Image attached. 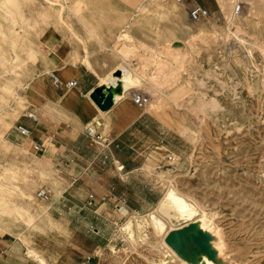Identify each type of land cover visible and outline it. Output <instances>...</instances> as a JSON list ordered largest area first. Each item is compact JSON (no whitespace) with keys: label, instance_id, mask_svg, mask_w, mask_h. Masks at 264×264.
Returning <instances> with one entry per match:
<instances>
[{"label":"rangeland","instance_id":"374dc122","mask_svg":"<svg viewBox=\"0 0 264 264\" xmlns=\"http://www.w3.org/2000/svg\"><path fill=\"white\" fill-rule=\"evenodd\" d=\"M161 1L168 2L171 11L163 12L158 0H69L71 8L62 10L59 24L47 20L26 29L15 50L11 42H2V57H11L13 69L0 62V200L9 199L0 205V229L8 238L20 237L28 246L43 249L46 264H181L182 251L189 258L200 250L215 255L210 249L213 230L218 232L214 239L223 247V258L231 255L224 259L225 264L234 259L264 264V94L258 93L264 92V0H239L243 10L232 13V24H228L222 0H214L211 16L203 21H192L186 7H175L174 0ZM38 2L47 5L46 0ZM12 11L16 13V8ZM227 27L236 36L227 38ZM23 42L34 51L28 52ZM126 44L134 45V52L119 56L116 51ZM74 48L75 61L81 58L88 64L91 58L107 63L122 57L123 66L134 75L129 86L148 93L150 102L161 99L162 103L156 110L140 108L128 94L136 113L147 116L144 141L127 133L122 137L123 147L109 145L113 156L107 150L109 158L96 159L95 150L103 151L108 128L89 123L88 127H97L103 137L99 138V132L88 135L76 153L59 164L38 154L31 138L20 134L16 124L24 120L27 110L41 107L43 94L33 86L35 77L55 90L48 75L56 71L49 66L50 53L63 52V62L72 65ZM235 49L238 61L232 52ZM18 63L21 65L16 66ZM161 64L167 66L165 71L158 67ZM168 70L173 76H166ZM245 75L260 90L252 94L241 81ZM155 81L159 87L152 86ZM223 82L229 88L237 86L239 94L244 92L242 104L231 90L222 94ZM62 99L66 101L68 95ZM204 100L213 105L207 106ZM47 162L49 171H37ZM118 162L125 167L120 168ZM55 178L63 187L61 194L49 201L38 198L39 203H49V213L31 220L2 210L5 205L17 209L25 203L21 196V190L29 191L25 180L34 183L33 194L46 187L54 195ZM169 188L180 190L194 202L198 209L195 217L206 211L205 227L196 226L197 218L188 220L174 211L172 220L162 211ZM95 201L107 202L99 211L114 222L95 218ZM151 211L166 222L165 229L168 224L182 228L184 241L179 249L171 242V234L166 235L169 229L157 232L154 228ZM49 216L74 230L69 232V240L46 226ZM208 218L211 227L216 226L210 231H206ZM129 219L133 237L123 227ZM139 220L144 221L141 227L136 225ZM95 227L107 236L100 245L91 240ZM202 232L205 249L195 240ZM164 239L173 251L164 245ZM170 252L179 257L170 258Z\"/></svg>","mask_w":264,"mask_h":264},{"label":"crops","instance_id":"0c3cea01","mask_svg":"<svg viewBox=\"0 0 264 264\" xmlns=\"http://www.w3.org/2000/svg\"><path fill=\"white\" fill-rule=\"evenodd\" d=\"M198 1L208 7L210 11L215 5L214 0ZM109 47H112V45ZM79 53L80 55L82 54L81 48ZM50 54L49 66L59 71L60 76L65 78L64 81L76 79L78 84L73 88L64 90L56 88L51 90L49 88L47 95L40 98L41 107L31 109L36 110L39 114L38 120L32 121L24 118L23 121L31 127V135L29 137L42 144V150L38 154L42 157H52L59 164L64 163L69 156L76 153L75 150L89 137L87 133L88 124L95 122L97 126L106 124L108 128L107 137L103 139L105 143L103 151L95 150L94 157L96 159L103 155L109 158V154L106 153L107 150H110V155L113 156L109 145L113 144L115 148L123 147L125 141L122 137L127 133L136 136L138 141H144L146 136H148L144 127L147 116L141 112L136 113L133 104L128 100V96H125L129 94L132 98L131 93L134 89L131 86H126V94L122 98H115L114 104L108 110H101L90 98V93L94 89L105 87L104 84H100L102 83L100 82L102 77L108 79L114 71L122 70L121 66L124 65L122 57L114 62L108 61L107 63L102 62L100 58H91L88 64L83 62L81 58L75 61L77 53L74 48V62L72 65H67V63L63 62L61 56L64 54L63 52L53 51ZM66 95H68V99L65 101L62 98ZM96 128L93 127L97 133H101L100 138H102V132ZM118 165L120 168L125 167V164L121 162H118ZM70 187L71 185L66 187L63 192H67ZM91 203L93 204V201ZM62 204L64 205L65 203ZM94 204L98 207V209H95V218L102 216L114 222L111 217L99 211V208L104 207L107 202L95 201ZM72 231L74 230L72 229ZM93 231L95 237L91 238V240L100 245L102 239H106L107 236L99 227H95ZM7 236L8 233L0 229V264H46L28 253L29 246L23 239L20 237L8 238ZM36 250L47 262L43 249L36 248Z\"/></svg>","mask_w":264,"mask_h":264},{"label":"bare ground","instance_id":"6f19581e","mask_svg":"<svg viewBox=\"0 0 264 264\" xmlns=\"http://www.w3.org/2000/svg\"><path fill=\"white\" fill-rule=\"evenodd\" d=\"M47 2V5L46 6H40V3L38 2V0H4V1H0V35L2 36L3 39L0 40V47L2 45V42H11V45L13 47V50H15V44H16V47H17V42L19 40V37L21 35L22 32H24L26 29H29V28H36L40 23H42L43 21H52L54 22L55 24H59L62 19H63V16H62V10L64 8H71V5L69 4V0H46ZM62 1V2H60ZM159 3L161 4V7H162V10L163 12H166V11H171L170 7L167 6V3L168 2H164V1H161V0H158ZM223 2V11L225 13H227L226 17H227V20H228V24L232 22V19H233V12L236 13L234 11V7H233V11L230 12L229 8L231 7L232 3L235 1V0H222ZM237 1L239 0H236L235 3H234V6L236 5ZM173 5L175 7H178V3L173 1ZM59 5V6H57ZM16 8V13L12 10H14ZM140 8V7H139ZM143 9V8H142ZM231 13V14H230ZM65 23V22H64ZM232 24V23H231ZM231 26V25H230ZM91 32V31H90ZM235 31H233L230 27H227V31L225 33L226 37H230V36H236L235 35ZM94 36H96V34H93ZM125 35H126V32H125ZM125 35H124V39H125ZM209 35V34H208ZM128 36V35H126ZM210 37V36H208ZM223 37V36H222ZM225 37V36H224ZM131 38V37H130ZM128 38V40L130 41L131 39ZM212 38V37H211ZM127 41V40H126ZM208 41H211L210 38L208 39ZM222 41V40H221ZM27 42V41H25ZM23 42L22 44V47H25V49H27L28 52L32 53L31 51L33 49L32 46H28V45H25L26 43ZM120 42V41H118ZM174 42V41H173ZM172 43V42H171ZM34 44V43H33ZM130 44V43H129ZM118 46V44H116ZM127 45V44H126ZM216 46L220 47V44H216ZM262 46V49L264 50V45H261ZM116 47V46H115ZM132 48V49H131ZM134 48V45H127L123 48H120L119 51H116V53H118L119 55H123L124 53H127L128 52V56H130L129 54V50H133ZM136 48V47H135ZM134 48V49H135ZM170 48V47H169ZM260 49V50H262ZM172 50V49H171ZM170 50V51H171ZM262 50V51H263ZM131 51V52H132ZM185 51V50H183ZM261 51V52H262ZM233 53H235V58L237 59L236 61L239 60V55H238V50L235 49L232 51ZM168 53V52H167ZM264 54V53H263ZM3 52H0V62L5 66V68H10V70H12L13 68H11L9 66V61L11 59V57H2ZM125 55V54H124ZM149 55V54H148ZM151 55V54H150ZM250 56V55H249ZM15 57H17V54H15ZM152 57V56H151ZM227 56H225L226 58ZM121 58V57H120ZM127 58V57H126ZM132 58V57H131ZM123 59V58H122ZM150 59V58H149ZM147 59V60H149ZM126 60V59H125ZM128 60V59H127ZM226 60V59H225ZM224 62L226 63L227 61ZM131 61V59H130ZM141 61V60H140ZM143 61V60H142ZM129 62V61H127ZM231 62V61H230ZM131 63V62H130ZM134 64V63H133ZM165 64V63H164ZM164 64H161L160 66H158L162 71L165 69H167V66L166 68L163 67ZM21 64L18 63L16 66H20ZM142 65V64H141ZM167 65V63H166ZM225 67V64L223 65ZM135 67V66H133ZM138 67V66H137ZM169 67V66H168ZM93 68V67H92ZM136 68V67H135ZM140 68V67H139ZM142 68V67H141ZM171 68V66L169 67ZM168 68V69H169ZM223 68V67H222ZM121 71L122 73L121 74H116V73H112L108 79H106L105 77H102L101 78V81L102 83H100L101 85H110L113 87V90H114V94H115V98H122L126 93H125V89H126V86L127 85H130V82L132 81L134 75H132L133 73H131V71L126 68V66H121ZM224 69V68H223ZM94 70V69H93ZM120 70V69H119ZM143 70V69H142ZM135 71V70H134ZM160 71V70H159ZM171 71L173 73V68H171ZM141 72V71H140ZM166 76L167 74L169 73L170 76H173V74L171 75V72L170 70L166 71ZM137 73V72H136ZM138 74H140L138 72ZM165 74V73H164ZM59 75V74H58ZM60 76V75H59ZM141 76V75H140ZM162 76V75H161ZM63 81L65 80V78H63L62 76H60ZM168 77V76H167ZM163 78V77H162ZM166 78V77H165ZM173 78V77H171ZM175 78V77H174ZM178 77H176L177 79ZM35 81L33 83V86L35 87V90H37L39 93H42L43 96L47 95V93L49 92V88L48 86H46V84L42 81L43 79L41 77H35L34 78ZM168 79V78H167ZM166 80V79H165ZM164 80V81H165ZM175 80V79H173ZM152 81V80H151ZM160 81V79H159ZM242 83L245 87H247L251 93H255L257 91V89H259V86L256 84L255 86V83L253 82V79L248 76V75H245L243 78H242ZM153 82V81H152ZM158 82V81H157ZM163 81H161L160 83L162 84ZM190 82V81H189ZM177 83V82H176ZM193 83V82H192ZM224 83V86L221 90L222 94H225L227 92V90H231L233 92L232 96L234 97V99H242L244 95L243 93L244 92H241L239 94L238 92V89H237V86H233L231 88L228 87V83L227 82H223ZM182 85V84H181ZM152 86L153 87H157V83L155 81V83H152ZM151 86V87H152ZM159 87V86H158ZM182 87V86H181ZM180 87V89H181ZM193 87V86H192ZM129 89V88H128ZM127 89V90H128ZM155 89V88H154ZM163 89V88H162ZM156 90V89H155ZM260 90V89H259ZM124 91V92H123ZM153 92V90H151ZM249 91V93H250ZM156 92V91H155ZM154 92V93H155ZM161 92L163 93L164 91L161 90ZM203 92V91H202ZM201 92V93H202ZM152 93V94H154ZM157 93V92H156ZM155 93V94H156ZM173 93V92H172ZM259 94H264L263 90L262 91H258ZM159 94L158 93V97H159ZM203 94V93H202ZM162 95V94H160ZM169 95V94H168ZM125 96H128V94H126ZM163 96V95H162ZM165 96V95H164ZM170 96H172L170 94ZM199 96V95H198ZM156 96V98H158ZM168 97V96H167ZM166 97V98H167ZM200 97V96H199ZM165 98V99H166ZM176 98V97H175ZM53 99V98H52ZM163 99V98H162ZM174 99L173 96L171 98V100ZM178 100V98H176ZM133 100V99H132ZM170 100V101H171ZM164 101V99H163ZM169 101V102H170ZM134 102V101H133ZM203 102V101H202ZM201 102V103H202ZM204 102H206L205 104L208 105L213 103L212 101H207V100H204ZM135 103V102H134ZM161 103H162V100L159 99V100H156V102H148L145 107H149L151 109H154L156 110V108H159L161 107ZM166 103V101H165ZM175 103L176 100H175ZM242 104V101L240 100V102ZM136 104V103H135ZM167 104V103H166ZM137 105V104H136ZM163 105V104H162ZM181 105V104H180ZM204 105V104H203ZM207 105V106H208ZM213 105V104H211ZM138 106V105H137ZM175 106V105H174ZM176 106H179L178 104ZM206 106V107H207ZM138 107H144V106H138ZM204 107V106H203ZM179 108V107H178ZM211 108V107H210ZM208 108V109H210ZM202 109V108H201ZM159 110V109H157ZM93 128V127H92ZM51 169V166L50 164L47 162L46 164L42 165V167L40 169H38L37 171L41 172L42 170H46V171H49ZM171 182V181H170ZM3 183V181H0V184ZM54 183H55V194H50V197L49 199L51 198V200L53 199L54 196L56 195H59L61 194V189L63 187L59 186V180L57 178L54 179ZM25 185L29 186V191H25V190H21V196H22V199H24V202L25 203H22L21 205H19V208L17 209H13L11 206H8V205H5L4 208H2V210L5 211V213L7 214H10V213H18L17 216L19 217H22V216H28L29 219H33L34 217H41L43 214H46V213H49V203L48 202H44V203H39V199H41L40 197H38V194L36 192V195L33 194L32 190L34 188V183H31L27 180H25L24 182ZM17 187H20L19 185ZM180 191V190H179ZM178 190H176L175 188H169V191H168V195H167V199L166 201L162 204L161 208H162V211H164L166 214H168V216L170 217V219H175L176 218V213H174V211L176 212H179V214L181 216H184V217H187L188 220H191L193 217L194 218H197L196 219V226H201L203 225L204 223H206V211H203L202 213H200L198 216L195 217V215H197V211L198 209L196 208V206L194 205V202H192L190 199H188L184 194H182L181 192H179ZM10 193V191H8L7 193H2L1 196H5L6 194ZM9 197V196H8ZM49 199L47 201H49ZM9 199L7 198L6 200L5 199H1L0 200V205H2L4 202L6 204V202L8 201ZM162 203V202H161ZM159 207V206H158ZM157 208V207H156ZM208 216V215H207ZM149 217L152 219L153 221V224H154V228L157 230V232H162L164 229H165V226H166V222L160 217L158 216L154 211H151L149 212ZM135 218V217H134ZM57 220H55V218H53L52 216H49L48 218V223L46 224V226L51 229L52 232H54L56 235H63L64 238L66 240H69V232L72 231V229H70L68 226H60L59 223L56 222ZM176 221V220H175ZM209 218H208V223H209ZM143 222L144 221H137L136 225L138 227H141V225H143ZM195 222V221H194ZM211 223V222H210ZM209 223V224H210ZM213 223V222H212ZM208 225V224H207ZM213 225V224H212ZM215 225V224H214ZM204 227L206 225H203ZM202 226V227H203ZM42 228H44L43 226H41ZM123 227H125V229H127L129 231V234L133 237V228H132V220H128L124 225ZM191 227V226H190ZM203 227V228H204ZM216 226H212L211 227V224L210 226L204 228L207 230L211 229L212 228H215ZM201 228V227H200ZM202 228V229H203ZM167 229H169V231L167 232L166 235L168 234H171L170 236V240L172 243H174V246L177 247V249H179L182 245H183V241H184V232L182 231V228H176L174 227L173 224H168V227L165 229V231H167ZM210 231V230H209ZM137 232V231H136ZM212 232V231H211ZM216 232V233H215ZM217 230H213V234L215 237H216V234H217ZM221 234V233H220ZM219 234V235H220ZM223 235V234H221ZM220 235V236H221ZM213 236V239L210 240V249L212 250H215V255H210L209 252H205L203 250H200V252L198 254L195 255L194 258H189L187 256V254L185 253V251H182V255L180 257V261H181V264H225V260L227 257L225 256L223 258V254L225 253L224 251L222 252L223 250V247L221 249V246H220V243H218L217 240H215ZM219 237V236H218ZM216 237V239L218 238ZM225 237V236H224ZM226 241V240H225ZM169 242V241H168ZM222 243V241H220ZM227 243V242H226ZM228 244V243H227ZM164 245L168 248H171V246L165 241L164 239ZM223 245V244H222ZM224 246V245H223ZM226 246V245H225ZM230 248V246H229ZM209 249V250H210ZM225 251L228 249L224 248ZM97 250H99L97 248ZM170 251V250H169ZM173 251V250H172ZM229 252V251H227ZM28 253L37 258L38 260L40 261H45V258L36 250L35 247L33 246H29L28 247ZM240 254H244L243 252L239 251ZM231 254V252H229V255ZM239 254V255H240ZM170 256V258H173L174 257H177L178 255L173 253V252H170L168 254ZM233 255V254H232ZM231 256V255H230ZM229 256V257H230ZM235 256V255H234ZM233 256V257H234ZM179 257V256H178ZM228 257V258H229ZM227 258V259H228ZM231 258V257H230ZM236 258V257H235ZM167 259V258H166ZM165 261V263H168L166 262L165 259H163ZM234 261L231 262V264H248V263H242L240 261H237L236 259H234ZM228 262V260H227ZM229 264V262H228Z\"/></svg>","mask_w":264,"mask_h":264},{"label":"built area","instance_id":"2783aa9c","mask_svg":"<svg viewBox=\"0 0 264 264\" xmlns=\"http://www.w3.org/2000/svg\"><path fill=\"white\" fill-rule=\"evenodd\" d=\"M180 5H184L187 9L189 18L192 21H203L208 19L211 16V11L208 7L203 5L198 0H174ZM243 10V2L237 1L236 5L234 6V11L236 13H240ZM49 78L53 84V86L56 89L64 90L73 88L78 84V81L76 79H71L68 81H63L56 71H49L48 72ZM132 99L138 106H145L148 102H150V96L145 91H142L140 89H134L132 91ZM25 118L31 119L32 121H37L39 114L36 110H27L24 115ZM17 131L24 135V136H30L31 135V127L29 124L25 123L23 120L19 121L16 124ZM87 133L90 136H96L97 131L93 129L92 127H88ZM100 138V135H98ZM32 140V144L34 148L36 149V152L38 153L40 150H42V144L38 143L36 141ZM38 197H40L43 200H48L50 197V191L46 187H41L38 189Z\"/></svg>","mask_w":264,"mask_h":264},{"label":"water","instance_id":"95a60500","mask_svg":"<svg viewBox=\"0 0 264 264\" xmlns=\"http://www.w3.org/2000/svg\"><path fill=\"white\" fill-rule=\"evenodd\" d=\"M115 73L121 74L122 72L120 70H117ZM90 98L95 102V104L101 110H108L112 107L115 101V94H114L113 87L110 85H105V87L103 88H96L90 93ZM203 234L204 233L202 232L201 236L196 237L195 240L201 246L202 249H205L204 248L205 245L202 241L204 239V237H202Z\"/></svg>","mask_w":264,"mask_h":264}]
</instances>
